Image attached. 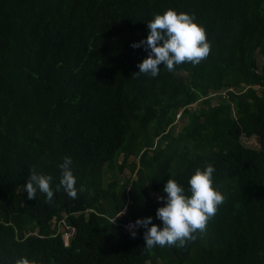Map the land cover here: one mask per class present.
Wrapping results in <instances>:
<instances>
[{"label": "trees", "instance_id": "16d2710c", "mask_svg": "<svg viewBox=\"0 0 264 264\" xmlns=\"http://www.w3.org/2000/svg\"><path fill=\"white\" fill-rule=\"evenodd\" d=\"M169 8L210 52L137 73L132 44ZM67 156L76 198L56 190ZM208 164L224 202L205 231L183 247L130 234L162 225L169 177L187 192ZM31 169L51 202L27 198ZM0 264H264V0H0Z\"/></svg>", "mask_w": 264, "mask_h": 264}, {"label": "clouds", "instance_id": "9594fccd", "mask_svg": "<svg viewBox=\"0 0 264 264\" xmlns=\"http://www.w3.org/2000/svg\"><path fill=\"white\" fill-rule=\"evenodd\" d=\"M147 28L148 35L132 44L133 47L143 45L148 49V55L138 63L137 73L156 77L161 65L168 71H173L176 65L185 62L198 64L210 52L205 29L190 13L166 9L163 13L154 14L147 21ZM59 167L60 181L56 190L62 188L68 196L76 198L82 186L79 189L77 187L71 156L65 157ZM214 171L212 164L197 168L188 180L187 192L183 185L169 177L163 186L166 195L158 197L165 203L156 210V217L162 221V225L153 223L151 215L138 217L134 225L130 226V234L135 236L136 228L143 227L146 248L157 245L183 247L188 241L196 239V233L205 231L208 220L224 202V195L213 184ZM52 179L51 175L31 169L22 186L27 198H36L39 191L46 194L45 199L51 202L54 196V190L50 186Z\"/></svg>", "mask_w": 264, "mask_h": 264}, {"label": "built area", "instance_id": "2783aa9c", "mask_svg": "<svg viewBox=\"0 0 264 264\" xmlns=\"http://www.w3.org/2000/svg\"><path fill=\"white\" fill-rule=\"evenodd\" d=\"M135 221H136V220H129V221H127V222L125 223V227H126L127 229L130 230V226H131V225H134ZM140 228H141V227L138 226V227L136 228V230H137V229H140ZM74 231H75V229L71 228L69 231H66V232L64 233V238H65L66 243H68V241H69V239H70V236L74 233Z\"/></svg>", "mask_w": 264, "mask_h": 264}, {"label": "rangeland", "instance_id": "374dc122", "mask_svg": "<svg viewBox=\"0 0 264 264\" xmlns=\"http://www.w3.org/2000/svg\"><path fill=\"white\" fill-rule=\"evenodd\" d=\"M178 124H180V122ZM180 127L181 126H178V129H180ZM243 141L249 146H257L256 140L254 138H244Z\"/></svg>", "mask_w": 264, "mask_h": 264}]
</instances>
